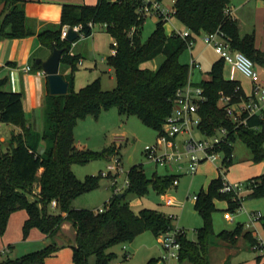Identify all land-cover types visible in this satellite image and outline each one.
Wrapping results in <instances>:
<instances>
[{
  "label": "trees",
  "instance_id": "1",
  "mask_svg": "<svg viewBox=\"0 0 264 264\" xmlns=\"http://www.w3.org/2000/svg\"><path fill=\"white\" fill-rule=\"evenodd\" d=\"M230 2L175 0L172 17L183 31H189V37L184 40L166 33V22L157 18L154 30L142 43L140 32L145 18L138 13V0H97L95 5H63L60 22L41 25L40 28L38 22L24 15L21 0H0L7 11L4 19H0V41L36 36L40 44L50 50L63 49L60 69L61 72L70 70L64 79L68 82L65 95H50L46 84L40 131L32 128L25 118L22 94L5 90L6 80L0 79V123L20 129L18 134L11 135L8 146L0 149V237L6 230L10 215L16 211H25L27 215L22 226L23 238L36 228L52 240L60 233L62 223L69 221L75 229L71 246L73 264H88L91 256L93 264H115L114 254L108 251L111 247L130 243L144 232L158 237L173 230L171 218L163 213L148 208L135 212L125 201L130 193L143 196L149 186L157 193H163L172 185L173 176L154 174L149 180L139 166L130 168L128 186L120 193L122 196L113 194L102 212L72 207L74 198L97 185L96 177L78 180L72 172V165L97 158L109 160L117 155L115 146L105 147L99 152L78 148L74 143L73 128L78 120L96 118L103 110L115 107L120 115H134L144 125L159 132L171 114L175 92L189 80L188 65L181 63L179 57L187 49V41L200 34L220 31L232 51L241 52L253 64L264 65V53L254 47L253 35H240L236 22L225 14ZM89 23L94 26L105 24L104 30L116 44V54L106 59L116 81L111 91L101 90L98 79L78 91L73 90L72 72L76 69L78 57L70 54L73 44L60 39V33L64 26H80L79 34L89 37L93 32ZM158 55L164 59L155 71L140 67L142 62ZM223 64L222 59L213 63L208 80L198 84L206 97L199 108L200 131L211 135L219 127L230 130V145L223 148L227 158L223 164L225 169L231 164L236 139L248 148L251 161L263 162L264 117L252 116L247 121L249 127L233 129V123L218 105L222 96L231 97L232 102L244 97L241 88L235 92L236 87H240L236 81L224 78ZM34 70L40 71V65H34ZM40 143H43V148ZM244 184L246 192L239 199L232 193H221L219 175L205 191L196 195L195 209L203 224L196 230L195 241L189 240L183 232L178 235L179 264H210L208 254L212 237L234 242L236 237L242 236L250 246L255 243L251 232H242V225L217 234L212 229L215 201H225L227 210L231 212L240 208L244 199L264 198V173ZM52 201L56 203L53 209L50 207ZM259 220L264 226V217ZM58 250L52 241L40 250L15 259L6 258L0 264H44ZM146 264H156V260L150 259Z\"/></svg>",
  "mask_w": 264,
  "mask_h": 264
},
{
  "label": "rangeland",
  "instance_id": "2",
  "mask_svg": "<svg viewBox=\"0 0 264 264\" xmlns=\"http://www.w3.org/2000/svg\"><path fill=\"white\" fill-rule=\"evenodd\" d=\"M161 4L163 8H169L172 5V0H163ZM157 20V16L155 15L145 17L140 32V40L142 43L146 42L151 35ZM165 31L169 33L178 32L183 31V28L171 17V19L165 23ZM94 37L96 41L92 47L87 43L88 56L83 59V65H77L76 69L72 72L74 91H78L95 79H98L100 88L103 91H111L116 86L114 73L113 71H108L109 67L106 64V59L111 55L112 41L107 34L97 31V29H94ZM195 38L202 39V36L200 35ZM190 49L187 48L180 55L179 61L181 63L186 65L189 64ZM101 59H103V61H101ZM154 60L155 59L144 61L141 63L140 67L153 70L155 67ZM94 61H96L95 65L93 63ZM254 68L259 71L262 67L261 65L255 64ZM36 125L38 126L40 124ZM194 136L195 139L201 138V136L196 133ZM157 137L158 132L144 125L138 117L134 115H120L115 107L103 110L96 118L85 117L78 120L73 128L74 143L78 148L99 152L105 147L115 146L117 155L112 156L109 160L97 158L84 164L72 165V172L78 180L85 181L88 178H97V185L90 191L74 198L71 204L72 207L75 209L92 211L105 209V204L114 194L113 182L111 178H104L100 175L102 172H106L107 166L111 164L115 158L119 160V165L121 167V171L115 177V186L117 188H122V192L125 190L124 183L127 178V173L133 166L141 167L146 178L149 180L152 179L154 173L159 176L168 174L169 171L165 168L154 166L144 152L145 146H154L156 144ZM262 147L264 150V142ZM219 156L222 158L223 153L219 154ZM202 164L203 163L200 164L201 166L199 165L200 171L197 175L191 176L186 174L180 176L177 188L169 187L167 191L157 193L149 186L147 192L143 196L130 193L125 197V201L135 212L142 208H148L159 211L166 217L174 216V218L171 219L173 228L183 232L189 240L195 241L196 230L202 226L203 221L195 209V203L191 198L196 196L201 189L205 190L209 180L217 178L219 175L220 177L224 176L225 179L227 178L231 183H244L250 179L258 169V163L251 161V154L248 148L239 139H236L233 143L231 164L227 169L222 168L218 170L220 166L219 163L214 165ZM163 194L174 199V207L163 205L160 200V196ZM215 208V211L211 215L214 234L222 230L230 231L241 224L246 230H250L249 228L255 229L256 235L262 240L264 245V226L261 225L259 220L254 222L253 227H247V224L249 225L247 211L250 212L252 209L260 210L261 215L264 216V198L244 199L241 207L231 212L226 209L225 201H215ZM65 222L71 225L69 221ZM71 228L72 229L66 233L65 237L60 239V241L62 245L65 246L66 250L72 254L71 246L74 243L75 235L72 225ZM53 243H55V240ZM214 244H225L230 248H235L236 239L234 242H230L217 240V238L212 237V245L216 246ZM56 245L59 248L58 251L63 247L59 243ZM239 245L241 247L237 254L231 256L224 264H257L256 257L262 255L264 258V247L260 252L253 251L251 246L242 240H240ZM108 251L114 254V262L119 264H146L150 259H155L156 264H166L161 260L164 252L158 242V238L154 237L150 232H144L138 235L130 243L115 245ZM209 252L208 258L210 264L222 263V256H224L223 251L218 252L216 249L211 252L209 248ZM126 254L129 255V257L124 259V255ZM93 263L94 258L91 256L88 258V264ZM168 264L179 263L171 261Z\"/></svg>",
  "mask_w": 264,
  "mask_h": 264
},
{
  "label": "crops",
  "instance_id": "3",
  "mask_svg": "<svg viewBox=\"0 0 264 264\" xmlns=\"http://www.w3.org/2000/svg\"><path fill=\"white\" fill-rule=\"evenodd\" d=\"M21 1L23 5L24 15L27 18L38 22V28H40L41 25L58 24L60 22L63 5L80 6L95 5L97 3V0ZM5 11L6 10H4L3 3H0V16ZM229 14L230 17L236 22L239 28L240 35L252 34L254 39V47L260 52L264 53V0H231L229 6ZM94 29H97V31L100 32H104L112 41L110 35L104 29H100L98 27H95ZM94 29L89 37L79 39L71 46L70 54L78 57V66H82L83 59L88 56L87 43L91 47L95 44L96 40L94 37ZM166 33L170 34L169 32ZM200 35L202 36V34ZM51 52L52 50L40 44L36 36H30L22 39H4L0 41V79L6 80L5 90L22 94V107L25 118L32 126V128L38 131L41 130L42 126V106L44 102V96L46 94V79L44 73L42 72V69L40 71H35L34 65H36V60H40L41 62L45 61L50 56ZM190 58L195 59L196 62L200 64V68L192 69L189 74V81L193 85H198L202 81L208 80V72L210 71L213 63L220 59L214 53L212 48L204 45L200 38L194 39L193 45L190 49ZM154 59L155 67L152 71H155L160 66V63H162L164 58L162 55H158ZM101 61H103V59H101ZM93 63L95 65L96 61H94ZM26 67H29L30 70L25 71ZM261 67V70H256L259 76L260 83L264 85V65H262ZM108 71L112 72V69L108 68ZM59 72L65 79V77L70 73V70L61 72V69L59 68ZM223 76L225 79L236 81L239 84L244 97L251 94L253 83L248 78L244 77L238 70H236L235 67L225 62L223 64ZM261 115L263 118L264 106ZM36 124L40 125L37 126ZM19 132L20 129L15 127L14 125L0 123V149L4 150V148L8 146L11 135L18 134ZM40 147H44L43 143H40ZM206 164L214 165L209 162H204L202 165ZM200 166L198 167V171L195 175H197V173L200 171ZM257 167L258 169L256 173H254L251 178L264 173V162L258 163ZM186 174L187 173L185 172V170H183L179 174L169 172L168 174L161 176L176 177L179 184V177ZM213 179L209 180L205 190ZM228 182L231 181L228 180ZM178 184L176 186H170V188H177ZM205 190L201 189L200 191ZM160 200L163 205L167 207L175 206L174 199L164 194L160 196ZM166 201H170L171 204L167 205ZM192 201L195 203V200L192 199ZM225 207L227 209L226 202ZM253 212H258L261 214L260 210L252 209L250 212L247 211V215L249 216V214ZM26 218L27 215L25 211L22 210L16 211L10 215L6 230L0 237V262L6 258L15 259L24 254L37 251L43 246L50 244L54 240L56 244L59 243L61 244V246H63L60 239H63V237H65V234L72 229V224L70 225L69 223L63 222L60 228V233L54 236L52 240L46 238L36 228H32L29 231L27 237L23 238L22 226ZM259 222L263 226V222L260 220ZM242 232H251L252 236L255 237V233L252 230H246L243 228ZM240 240L248 243L245 238L239 236L236 237L235 248H230L225 244H214L216 246H210L211 252L212 250L216 249L218 250V252L223 251L224 256H222L221 262L224 264L227 260L230 259L231 256L237 254L241 247L239 245ZM256 263L264 264V258L262 255L256 257ZM44 264H73L72 254L68 250H66L65 246H63L55 255L47 258Z\"/></svg>",
  "mask_w": 264,
  "mask_h": 264
},
{
  "label": "built area",
  "instance_id": "4",
  "mask_svg": "<svg viewBox=\"0 0 264 264\" xmlns=\"http://www.w3.org/2000/svg\"><path fill=\"white\" fill-rule=\"evenodd\" d=\"M138 13L141 17L155 15L157 18L167 22L173 15V3L169 8H163L161 2L156 0H138ZM225 14L229 15V9L225 10ZM89 27L94 29L98 27L105 29L106 25L94 26L89 23ZM70 27L64 26L60 33V39L65 40L66 35ZM78 33V38L84 37L79 34L80 26L72 27ZM173 35L186 39L189 37V31L171 32ZM202 42L204 45L212 48L214 53L222 59L225 63L232 65L236 68L244 77L248 78L253 83L252 92L249 96L242 98L239 97L236 102H232L231 97L222 96L218 101V105L223 108L225 116L229 119L235 128L249 127L248 119L252 116L262 118V109L264 106V85L259 81V76L254 68L253 62L239 51H232L229 42L220 31L213 33L202 34ZM194 40L187 41V48L190 49ZM73 44V43H72ZM111 55L116 54V44L112 43ZM189 74L192 69L200 68V64L195 59L190 58ZM30 68L26 67L25 71H29ZM240 87H236L235 92ZM206 100L203 95V89L198 85H193L189 80L185 86L179 88L173 98V108L171 114L166 118L161 130L158 132L156 144L154 146H145L144 152L149 158L150 162L154 166L163 167L169 172L179 174L183 170L191 176L195 175L198 167L201 163L209 162L212 164L219 163V169L223 168V164L227 161L223 148L230 145L229 136L230 130L226 127H219L211 135H206L200 131L201 118L199 116L200 105ZM256 129V127H252ZM195 133L199 134L201 138L195 139ZM223 153V157L220 158L219 154ZM121 171L119 160L113 159V162L107 166L106 172L101 173V177L111 178L113 192L118 194L122 192V188L115 186V177ZM222 187L221 193H232L236 198L246 192L245 184L240 182H228L225 177L221 176ZM178 184L177 178L174 177L171 186ZM128 186V180L126 178L124 188ZM191 199L196 200V196ZM167 205H170V201H166ZM56 206L55 201H52L50 207L53 209ZM104 209H98L97 213L102 212ZM260 213H250L248 216L249 225L252 226L254 222L261 218ZM169 218H174L170 216ZM255 233V243L251 246L253 251H262L264 245L262 240L256 235L255 229L249 228ZM181 231L173 228V230L160 234L158 242L164 252L161 260L168 264L171 261L178 262L180 243L178 241V235ZM125 259L129 255H124ZM119 264V263H115Z\"/></svg>",
  "mask_w": 264,
  "mask_h": 264
},
{
  "label": "water",
  "instance_id": "5",
  "mask_svg": "<svg viewBox=\"0 0 264 264\" xmlns=\"http://www.w3.org/2000/svg\"><path fill=\"white\" fill-rule=\"evenodd\" d=\"M7 15L5 11L0 19L3 20ZM78 38V33L69 29L65 38V41L72 44ZM63 49L53 48L50 56L43 62L36 60V65H40L42 72L45 75L48 92L50 95H65L68 89V82H66L59 72L60 59ZM122 194L119 195L121 197Z\"/></svg>",
  "mask_w": 264,
  "mask_h": 264
}]
</instances>
